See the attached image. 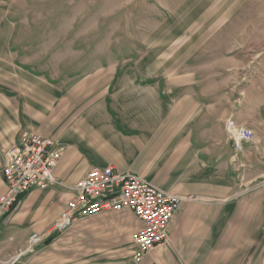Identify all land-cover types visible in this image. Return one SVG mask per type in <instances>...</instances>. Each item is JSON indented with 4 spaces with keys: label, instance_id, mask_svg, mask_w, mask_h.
<instances>
[{
    "label": "crops",
    "instance_id": "crops-1",
    "mask_svg": "<svg viewBox=\"0 0 264 264\" xmlns=\"http://www.w3.org/2000/svg\"><path fill=\"white\" fill-rule=\"evenodd\" d=\"M231 1L156 0V15L146 20L158 30H125L121 48L110 35L104 55L99 54L97 31L46 32L44 39H62L55 67L49 58H42L40 68L34 65L37 56L22 41L28 33L11 19L5 20L6 29L0 18V198L6 191L4 154L30 131L64 148L54 175L68 187L93 169L113 167L186 198L169 225L168 243L141 264L264 263L259 257L264 254V158L257 157L264 89L253 88L258 85L255 74L241 98L242 63L235 66L217 52L209 54L204 31L182 36L173 25L179 10L190 21L197 15L203 22L202 8L230 6ZM130 2L120 0V6L125 4L128 12ZM130 38L139 40L136 48L130 44L133 56L115 61L113 49L126 51ZM177 39L187 41L178 46ZM48 44L39 45L40 53ZM50 70L61 73L54 77ZM229 118L255 133L254 143L241 153L227 138ZM72 197L69 188L56 186L20 198L0 226V259L13 261L36 234L44 241L30 264L37 260L61 234L55 224ZM110 214H124L118 226L132 232V254L131 236L142 224L131 212ZM96 245L90 244L94 254L82 264H133L132 256L103 254L106 249Z\"/></svg>",
    "mask_w": 264,
    "mask_h": 264
},
{
    "label": "rangeland",
    "instance_id": "rangeland-1",
    "mask_svg": "<svg viewBox=\"0 0 264 264\" xmlns=\"http://www.w3.org/2000/svg\"><path fill=\"white\" fill-rule=\"evenodd\" d=\"M156 0H131L127 12L125 4L120 0H0V18L8 29V22L11 19L16 21L18 29L25 31L30 36L26 40L28 46H32V54L36 57L33 64L41 67L42 58H49L55 67L57 60V46L62 42L61 38L53 35L51 39H44L46 32L81 30L85 32L97 31V47L99 54L105 53V42H112L108 39L113 35L114 41L121 48V32H135L136 30H158L155 24L148 22L147 18L155 17L153 5ZM213 2V0H210ZM230 6H208L202 8L205 12L203 22L200 17L190 21L191 17L177 12L176 25L177 35L185 36L187 33L193 37L204 31L208 38L202 39L207 43L209 54L219 53V57L228 58L233 65L236 61L241 62V98L247 96L248 87L254 80L255 74L257 86L264 89V0H235ZM119 4V5H116ZM121 8H125L122 13ZM118 12L116 13V10ZM197 9V8H196ZM134 11V16L131 12ZM11 16V18H9ZM205 19L207 21H205ZM1 23V29L4 27ZM126 24L124 29L123 26ZM166 29H169L168 26ZM189 35V34H188ZM118 39L115 40V37ZM141 41V40H140ZM186 39H177L178 46H184ZM48 42L44 54L40 53L39 45ZM83 42H87L83 41ZM139 40L130 38L126 51L113 49V59L121 60L123 57H132L130 44L136 48ZM116 51V52H115ZM234 58V59H233ZM240 58V59H239ZM238 66V65H237ZM256 72V73H255ZM43 73V72H41ZM48 74L56 77L61 72L56 70L48 71ZM251 81V82H250ZM245 94V95H244ZM247 117L248 110L245 111ZM262 149L258 151L257 157L264 158V130L260 128ZM264 161V160H263ZM262 164V163H261ZM124 214H110L107 216H93L87 220H81L61 234H57L53 244L38 253V259L32 264H82L81 261L88 260L90 244L103 246L107 252L103 254L117 255L123 258L131 257V244L128 236L132 232L125 233L118 226L123 222ZM107 230H106V229ZM90 232L91 235H85ZM102 244V245H101ZM39 249V246L32 253H24L21 258L13 261L0 259V264H30V257ZM24 248L21 250L23 251ZM33 254V255H31ZM100 254V252L96 253ZM264 262V254L259 255ZM59 261V262H58ZM64 261V263H63ZM264 264V263H252Z\"/></svg>",
    "mask_w": 264,
    "mask_h": 264
},
{
    "label": "built area",
    "instance_id": "built-area-1",
    "mask_svg": "<svg viewBox=\"0 0 264 264\" xmlns=\"http://www.w3.org/2000/svg\"><path fill=\"white\" fill-rule=\"evenodd\" d=\"M225 129L237 153L255 141L254 131L234 118L226 121ZM63 154L64 148L57 142L30 131L23 132L18 143L5 152L1 175L6 191L0 198V226L31 190L60 186L69 188L73 197L55 224L56 232L62 233L93 216L131 212L142 224L131 236L133 264H141L146 255L168 243L169 225L186 198L165 192L133 172L119 174L113 167L93 169L68 187L54 175ZM43 241L32 235L16 259L34 252Z\"/></svg>",
    "mask_w": 264,
    "mask_h": 264
},
{
    "label": "trees",
    "instance_id": "trees-1",
    "mask_svg": "<svg viewBox=\"0 0 264 264\" xmlns=\"http://www.w3.org/2000/svg\"><path fill=\"white\" fill-rule=\"evenodd\" d=\"M53 238H50L49 240L46 241L47 244H50L52 242Z\"/></svg>",
    "mask_w": 264,
    "mask_h": 264
}]
</instances>
